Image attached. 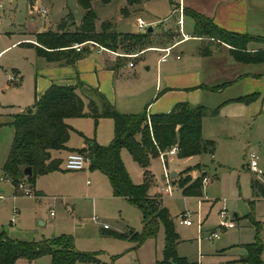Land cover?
Instances as JSON below:
<instances>
[{
  "label": "rangeland",
  "instance_id": "obj_1",
  "mask_svg": "<svg viewBox=\"0 0 264 264\" xmlns=\"http://www.w3.org/2000/svg\"><path fill=\"white\" fill-rule=\"evenodd\" d=\"M174 1L178 2V0ZM118 2L119 0H112L108 4H103L100 0L91 2L97 14L96 30H100L102 22L112 23L113 17L119 29L134 31L137 30L134 22L136 15L148 18L140 11L117 20L115 8ZM36 4L47 8L44 18L33 13V5L29 6V0H3L0 9V48L19 40L5 50L0 59V232L11 239L26 241H37L59 235L70 236L76 250L93 254L98 260V262L77 261L75 264L153 262L161 254L164 240L163 226L160 224L156 236L146 238L138 247H135V243L129 238L111 235L110 231L115 230L129 233L131 229L141 233L143 231L141 211L129 201L113 196L108 178L99 170L90 169L89 164L84 170H65L60 164L58 169L38 175L34 182L35 189L42 193L38 197L34 195L28 183L24 185L29 186L31 192L25 194L10 178L3 175L2 165L9 151L14 131L10 124L13 114L20 113L34 104L40 91L41 74L46 78L52 76L44 69V59L36 57L33 47L21 39L35 41L36 33L56 31L57 24L68 14L73 16L75 22L83 13L77 0H36ZM146 9H150V12L153 11L161 18V21L155 25L154 34L157 40L165 41L167 37L162 34L167 30L174 32L176 38L180 36L176 21L180 12L169 0L150 1ZM125 11L123 9L122 13L125 14ZM167 23L171 25L169 29L163 27ZM74 26H70V30H73ZM182 32L190 35L193 33L190 16L183 17ZM193 43L189 41L178 46L164 60L159 61V53L156 51H148L140 57L141 51L125 53L122 49L115 51L109 49L112 52L107 53L112 54L116 62H134L135 65L129 67L121 64L115 71L107 70L96 74L92 62L86 59L83 70L88 80H82L89 83L91 78L94 84L87 85L93 89H97L94 87L98 83L99 91L118 112L119 109L125 108L138 114L146 113L147 116L166 113L176 103L188 102V96L194 94L191 93L193 91L191 88L169 86V83H174L176 80V75L183 73L178 69L183 59L177 60L175 55L183 56L179 49L190 48ZM258 45L264 48V43ZM83 46L93 47L88 41L84 42ZM92 54L94 55V52ZM164 54L165 52L162 51V57ZM136 56L139 57L136 59ZM13 68L17 69L18 74L13 72ZM76 69L78 71V67ZM11 75L14 76L13 80H10ZM20 77L21 82H18ZM87 101L85 111L88 110ZM262 105L263 102L259 99L248 107L249 111L246 109L243 114L240 112V115L233 120L221 113L207 119L208 124L212 126L210 130L215 136L214 142L218 143L215 151L208 149L206 152L187 158H178L177 153L164 156L168 158L169 174L171 171L182 170L174 178L169 175L171 195L164 196L162 200L159 195L154 196L158 205L166 207L174 219L177 214L186 212L188 219L192 221L191 226L179 224L176 220L174 223L180 235L177 253L184 257L188 264H219L227 259H230L227 262L240 264L233 261L237 260L239 255L245 254L242 244L254 241L257 223L262 225L259 237L264 245V198H256L251 186L255 178L264 183ZM66 121L72 128L68 141L70 148H78L85 138L95 139L99 145H107L112 140L113 121L110 118L95 121L90 116H80ZM228 126L230 129L233 128V135H226ZM247 146L250 147L248 151L261 153L259 160V167L263 170L261 178H257L255 173L244 166L248 161L245 155ZM209 150L214 151L213 158ZM55 155L62 159L66 156L65 151L55 152ZM120 156L132 182L135 184L144 182L143 170L130 154L122 149ZM195 163L206 166L208 176L206 183L201 165L186 167ZM163 166L161 158H151L149 168L152 175L151 183L153 179L157 183L156 191H161L163 188ZM187 168L189 169L186 170ZM185 170L193 179L202 176L204 185L201 198L182 195L178 185L172 183L178 182L180 177L184 176ZM221 211L234 221L235 227L223 229L219 226ZM93 216L99 223L91 220ZM102 223L108 224L110 230H103L100 226ZM211 232H216L217 237L208 238ZM221 249H224L223 254H220ZM232 257L236 259L231 260ZM261 258L264 261V250ZM24 260L19 259L15 264H23ZM32 264H50V258L41 256Z\"/></svg>",
  "mask_w": 264,
  "mask_h": 264
},
{
  "label": "trees",
  "instance_id": "obj_2",
  "mask_svg": "<svg viewBox=\"0 0 264 264\" xmlns=\"http://www.w3.org/2000/svg\"><path fill=\"white\" fill-rule=\"evenodd\" d=\"M92 1L77 0L83 9L77 25L73 16L68 14L57 24L56 31L38 32L35 34V43H26L34 48L37 56L46 61L75 65L84 54V48L81 51L73 48L75 43L90 41L113 51L122 49L125 53H130L172 41L176 36L173 32L166 31L162 34L167 37L166 40L159 41L152 31L118 32L109 21L102 22L100 30H96L97 15L92 8ZM100 1L106 4L112 0ZM140 1L142 0H127L128 4ZM169 2L176 8L179 7L178 2L174 0ZM182 13L193 20L192 35L207 39L202 42L201 55L208 56L212 53L211 43L227 44L229 54L238 62H264V48L254 50L248 48L251 42L264 43L263 37L223 29L210 18L190 8H182ZM72 25H75L74 29L70 30ZM84 98L88 100L87 111ZM255 98V95L250 94L236 97L233 101L250 103ZM219 107L220 105L209 110L203 104L179 102L166 113L149 116L146 113H121L99 90L90 88L79 80L74 85L52 83L35 98L31 107L13 114L10 124L14 131L2 172L14 185L23 179L33 184L38 175L59 168L62 160L51 158V152L68 149L67 142L72 129L66 121L68 118L90 116L95 121L100 117L110 118L113 121V138L109 144L99 145L95 140L85 138L86 148L71 150L85 152L90 158L89 168L99 170L108 178L113 195L127 199L141 211L143 224L141 233L130 229L129 233L110 231V234L129 238L135 243V247H138L146 238L155 237L161 224L164 229L162 257L154 264H188L186 259L177 253L180 236L175 229L173 218L166 207L159 206L156 198L148 194L152 175L147 168L151 158L158 157L161 152H166L172 146L177 147L178 158L198 155L208 149L213 150V142L201 135V123L206 114H215ZM123 148L144 169V182L139 184L132 182L120 156ZM164 159L166 164V158ZM25 167L31 168V175L23 174ZM186 170L183 171L184 176L177 182L182 194L201 196L202 176L193 179ZM202 174L204 177V173ZM251 186L256 197L264 198V183L255 178ZM261 226L260 223L256 224L254 241L241 245L245 254L234 260V263L264 264L261 258L264 245L259 237ZM44 255L50 256V264L98 262L93 254L76 250L70 236L59 235L39 241H26L11 239L0 232V264H14L19 258L31 261Z\"/></svg>",
  "mask_w": 264,
  "mask_h": 264
},
{
  "label": "crops",
  "instance_id": "obj_3",
  "mask_svg": "<svg viewBox=\"0 0 264 264\" xmlns=\"http://www.w3.org/2000/svg\"><path fill=\"white\" fill-rule=\"evenodd\" d=\"M150 1H156V0H142V1H140L138 3H134V4H128L127 0H119V2H118L119 4L115 8L116 14L118 17L117 20H121L124 17L129 16L130 14H134V13L141 11V12H144L145 15L148 16V18L142 17V15H136L135 21H136L137 17L144 18L149 24H151L150 26L152 28V32L156 33V32H154L155 31V25H157V23H159L161 21V18L156 13H154L153 11L150 12L149 11L150 9H146V7H147L148 3H150ZM2 2H3V0H2ZM31 4L36 5V0H29V6H31ZM106 4H108V3H106ZM178 5L181 8H184V7L190 8L194 11H197V12L205 15L206 17L210 18L216 25H218L219 27H221L223 29L233 31L236 33L249 34V35L260 36V37L264 38V0H178ZM123 9H124V11L127 9L125 11V14L122 13ZM153 10H154V8H153ZM81 17L82 16L80 15V17L76 18V20H75L76 25H77V22H80ZM183 17H184V15L182 13V20H183ZM114 20H116V19H114L112 17V24H113L116 31L128 32V33L129 32L130 33L137 32V30L125 31V30L119 29L118 24ZM192 25H193V20H192ZM135 26H136V24H135ZM163 27H167L169 29L171 27V25L169 23H167ZM167 31L170 32L169 30H167ZM184 34L186 35L185 38L184 37L182 38V34L180 33V36H178L177 38H176V36L173 37L172 41H169L166 43L156 44L154 47H150L149 49H145V51L144 50L141 51V53H139V56L141 57L143 54L147 53L148 51H156L159 53L158 61L164 60L166 58V56L162 57L163 49L169 47L170 48L169 54H170V52L172 50L176 49L178 46L184 45L185 43H187L189 41L194 42L190 48H185V49L180 48L179 49V52L182 53V55L184 57L179 56V54L175 55V57L179 56V58H176L177 60L183 59V61L181 62V64L178 67V69L182 70L183 73L180 75H176L175 76L176 80L174 81V83H169V86H172L173 88L178 86V88H191V89H193V91L191 93H194V94L191 96H188V98H187V100H189L188 102H190L191 105L192 104L193 105L203 104L209 110L220 105L218 111L215 114H210V113L206 114L203 117L202 123H201V135L204 139L211 140L213 142V150L215 151V146L218 145V143L214 142L215 136L212 135V132L210 130L212 126L210 124H208L207 119H209L210 117H213L214 115L217 116L221 113L224 116L228 117L229 119L233 120L234 118L237 117V115H240V112H241V114H243L247 110L249 111L250 108H248V107H250V105H253L259 99H261L263 102L261 111L264 114V96H263L264 95V62H261V63L238 62V61L234 60L233 57L229 54V49H228L229 46L227 44L220 45V44L211 43L210 48L212 50V53L208 56H203L200 53V49H201L202 42L207 41V39L200 38L197 36H193L192 34L191 35L187 34V33H184ZM21 40L24 42L35 43V41L32 39H28V40L27 39L26 40L21 39ZM17 42H19V40H17L16 42L12 43L11 45H9L7 47L0 48V59H1L4 51L7 50L8 48H10V46H13ZM91 45H93V47L92 46H90V47L89 46H87V47L83 46L82 47V48H84V52H83L84 54L76 62L75 65L62 64V63H58V62H49V61H46L44 59V67H45L44 69H45V71H48V73H51L52 76L50 75L49 78H46V77L42 76V74H41L40 79H39L40 91H39V93H37V95H40L52 83L61 84V85H74L77 80H79L83 84L86 83L85 81H83L84 79L88 80L87 77L84 76V70H83L86 59H88L89 61L92 62V65H94L93 67H94V71L96 74H101L102 72L107 71V70L108 71H115L116 68H118V66L121 64L128 65L129 62H126V63L116 62L115 57L112 54L107 53L110 51L100 50L98 46H96L94 44H91ZM248 48L251 50H254V49L263 48V47L259 46L257 42H251L248 44ZM33 50H34V48H33ZM92 52H94V55L92 54ZM34 54L36 57L43 59L42 57H39L36 55L35 50H34ZM139 56H136V59ZM134 65H135L134 62H132V66H129V65L128 66L133 67ZM76 67H78V71H77ZM44 69L42 71H44ZM13 72L18 74V71L16 68H13ZM77 73L79 74V76ZM19 82H21V77L19 78ZM89 83L94 84L91 78H90ZM89 83H86V86H88L87 84H89ZM94 88H97L99 90V88H100L99 84L97 83V85ZM250 94H253L256 96L255 100H253L250 103L233 101V99L236 97L244 96V95H250ZM84 100L86 101L87 99L84 98ZM182 100H184V99H182ZM205 100H208V101H205ZM115 105H116V102H115ZM261 111H260V113H261ZM119 112H121V113H137L136 111H128L125 108L119 109ZM101 118H107V117H100L99 119H101ZM228 124H230V122ZM226 132H227L226 135H228V136L234 134L233 128L231 127V129H230L229 126L227 127ZM112 138H113V136H112ZM67 146H68V142H67ZM86 146H87V142H86V140H84L83 142L80 143L78 148H83ZM78 148L68 147V149L60 150V151H65V154H67L71 150L78 149ZM249 148L250 147L247 146V148L245 150L246 156L248 155V152H251V151H248ZM60 151H56V150L52 151L51 152V158H60L59 156L55 155V152H60ZM214 151L211 152L212 158L214 157ZM256 154L258 156V165H259L261 153L257 152ZM168 156H170V155H168ZM192 156H195V155H192ZM155 158H160V157H155ZM60 159L63 160L62 158H60ZM150 164H151V160H150L149 166L147 168L149 170V172H150V169H149ZM162 164L164 165L163 166L164 167L163 172H164V169H166V171H167L168 158H166V164L163 161H162ZM196 164L197 163L192 164V165H188L186 167L193 166ZM245 164L247 166V162ZM199 165H201V164H199ZM186 167H184V168H186ZM205 167H206L205 165H201L202 172L204 173V177L208 178V176L206 174V170H205L206 168ZM142 170L144 171L143 168H142ZM181 170L182 169H179L176 172L171 171L169 175L172 178H174L176 176V174ZM172 183L177 184V182H175V181ZM29 185L32 187L35 196L38 197V196L42 195L41 192H39L38 190L35 189L34 183L29 184ZM162 185H163L162 190L156 191L157 183L153 179V182L151 183V185L148 189V194L151 197H155L154 195H159V197L162 200L164 196H167V193L164 191V188H165L164 178L162 181ZM180 191H181V188H180ZM171 192H172V188H171ZM181 193H182V191H181ZM185 196H187V195H185ZM115 197L125 199V198L119 197V196H115ZM195 197L201 198L202 195L201 196H195ZM256 198H261V197H256ZM125 200H127V199H125ZM183 213H186V212H181V213L177 214L176 219H174L171 216L173 218L174 223H176V221H177L179 224H181L179 222V216ZM235 217H237L236 214H235ZM191 225H192V223H191ZM191 225H186V226H191ZM126 227L128 228V226H126ZM234 227H235V223H234ZM101 228H102V226H101ZM231 228H233V227H231ZM223 229H228V228H223ZM103 230H110V227L108 229H103ZM125 231H126V229H125ZM116 232L121 233L122 231H116ZM42 239H44V238H41L39 240H42ZM39 240H37V241H39ZM162 248H163V243H162L161 251H160V253H161L160 257H159L160 259L162 257ZM221 251L222 252H220V254H223L224 249H221ZM44 256H49V255H44ZM240 256H242V255H239V257ZM49 258H50V256H49ZM159 258L156 257L153 262L151 261L148 264H154L156 260H159ZM19 259H24V258H19ZM19 259H17V260H19ZM232 259H236V258L232 257L231 260ZM34 260H36V259H34ZM34 260L29 261V260L25 259L23 261V264H32V262ZM229 260L230 259H227L226 261L221 262L219 264H226L227 261H229ZM50 261H51V258H50ZM15 262H14V264H15ZM211 264H215V263H211Z\"/></svg>",
  "mask_w": 264,
  "mask_h": 264
},
{
  "label": "built area",
  "instance_id": "obj_4",
  "mask_svg": "<svg viewBox=\"0 0 264 264\" xmlns=\"http://www.w3.org/2000/svg\"><path fill=\"white\" fill-rule=\"evenodd\" d=\"M3 6V2L2 0H0V9ZM33 13L36 14L38 17L40 18H44L47 14V8L41 5H33ZM178 11L180 12L179 18L177 20V23L179 25V31L182 34V38L186 37V35L182 32V24H183V20H182V8L179 7ZM137 30L139 32H143L146 31L147 28L149 27V23L142 17H137L136 21H135ZM86 43V42H85ZM88 43L90 44H94L96 46L99 47L100 50H104V51H110L109 49L102 47L94 42H90L88 41ZM84 45L83 43H75L73 45V48H75L76 51H81L82 47ZM169 50L170 48H165L163 49V51L165 52V54L163 55V57L167 56L169 54ZM112 52V51H110ZM176 58H179V56H176ZM129 66H132V62L128 63ZM14 76H10V80H13ZM177 152V147L176 146H172L169 150H167L166 152H161L160 153V158L161 160L164 162V156L166 155H174ZM248 161H247V167L249 170H251L253 173H255L257 178H261L262 174H263V170L259 167L258 165V156L255 152H248ZM90 162V158L89 156L85 153V152H79V151H70L66 154L65 158L62 160V166L65 170H83L85 169V166L87 164H89ZM169 173L166 171V169H164L163 172V178L165 181V188L164 191L167 193V195H171V185H170V180H169ZM205 183L208 181L207 178H204ZM25 183H28L26 180H20L17 185H18V189L20 191H22V193L25 194H30L31 192V188H29V186L24 185ZM29 184V183H28ZM35 195V194H34ZM219 218H220V222H219V226L222 228H231L234 227V221L231 220V218H228L224 212H220L219 214ZM91 220L95 223H99V221L96 219L95 216H93L91 218ZM179 222L181 224L184 225H191V220L188 219V216L186 213H183L179 216ZM103 229H108L109 226L106 223H102L101 224ZM217 237V233L216 232H211L210 235L208 236V238L213 239Z\"/></svg>",
  "mask_w": 264,
  "mask_h": 264
},
{
  "label": "water",
  "instance_id": "obj_5",
  "mask_svg": "<svg viewBox=\"0 0 264 264\" xmlns=\"http://www.w3.org/2000/svg\"><path fill=\"white\" fill-rule=\"evenodd\" d=\"M147 31H148V32L152 31L151 26H149V27L147 28ZM23 174H24L25 176H29V175H31V168H30V167H25V168L23 169Z\"/></svg>",
  "mask_w": 264,
  "mask_h": 264
}]
</instances>
